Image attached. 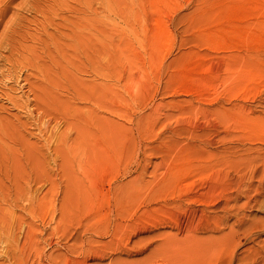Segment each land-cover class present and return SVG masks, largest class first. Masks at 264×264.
<instances>
[{
	"label": "rangeland",
	"instance_id": "1",
	"mask_svg": "<svg viewBox=\"0 0 264 264\" xmlns=\"http://www.w3.org/2000/svg\"><path fill=\"white\" fill-rule=\"evenodd\" d=\"M263 97L264 0H0V264H161Z\"/></svg>",
	"mask_w": 264,
	"mask_h": 264
},
{
	"label": "bare ground",
	"instance_id": "2",
	"mask_svg": "<svg viewBox=\"0 0 264 264\" xmlns=\"http://www.w3.org/2000/svg\"><path fill=\"white\" fill-rule=\"evenodd\" d=\"M262 158L255 155L229 160L233 171L231 169L226 174L227 185L222 184L227 186L223 196H220L222 202L217 205L189 208L192 218L182 222L180 230L175 234L178 235L177 238L170 237L162 243L163 264H264V218H250L253 214L250 217L248 215L252 213L249 209L258 202L257 197L262 187L264 188V173L258 176L259 171L256 167ZM242 161L247 163L246 167L240 163ZM251 166L254 168L250 169ZM126 184L118 186L120 188L118 191L121 192ZM196 215L200 218L198 219L200 224L194 222ZM23 239L20 251L38 250L39 242L34 243L35 234L30 228L26 230ZM79 240L81 241V236ZM89 243H86L87 247ZM48 251L44 254L47 261L54 260V256L57 258L54 247ZM41 262L38 264H42Z\"/></svg>",
	"mask_w": 264,
	"mask_h": 264
}]
</instances>
